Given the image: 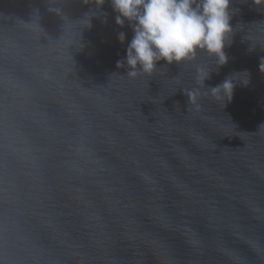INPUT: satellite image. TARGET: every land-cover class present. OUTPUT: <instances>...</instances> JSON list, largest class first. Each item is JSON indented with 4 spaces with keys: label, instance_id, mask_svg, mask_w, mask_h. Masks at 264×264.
Here are the masks:
<instances>
[{
    "label": "water",
    "instance_id": "95a60500",
    "mask_svg": "<svg viewBox=\"0 0 264 264\" xmlns=\"http://www.w3.org/2000/svg\"><path fill=\"white\" fill-rule=\"evenodd\" d=\"M230 7L225 65L130 78L110 0H0V264H264V6Z\"/></svg>",
    "mask_w": 264,
    "mask_h": 264
},
{
    "label": "clouds",
    "instance_id": "9594fccd",
    "mask_svg": "<svg viewBox=\"0 0 264 264\" xmlns=\"http://www.w3.org/2000/svg\"><path fill=\"white\" fill-rule=\"evenodd\" d=\"M89 2V0H85ZM105 0H94L97 8ZM116 13L115 24L123 27L128 23L132 37L127 43L125 57L116 62L117 68L126 67V75H151L156 71L157 62L180 64L195 58L203 51L215 60L218 69L227 63L229 57L224 51L231 44L229 35L234 10L231 0H110ZM257 6H264V0H252ZM38 11V10H37ZM96 13V12H94ZM59 14V13H58ZM97 14H93L94 16ZM100 15H104L100 13ZM84 26L90 27L89 15ZM83 19V18H82ZM123 44V31L117 34ZM259 71L264 73V57L260 58ZM212 70L197 68V86L185 91L189 104L199 107L198 97L201 87L210 78ZM240 74H244L242 77ZM247 86L250 73L247 70L226 76L219 84L207 88L208 94L217 100L230 102L236 83Z\"/></svg>",
    "mask_w": 264,
    "mask_h": 264
}]
</instances>
